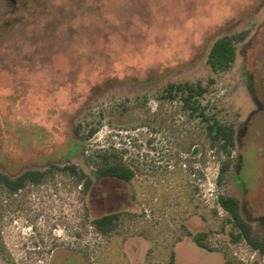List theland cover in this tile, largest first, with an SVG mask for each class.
I'll return each instance as SVG.
<instances>
[{
  "label": "rangeland",
  "instance_id": "obj_1",
  "mask_svg": "<svg viewBox=\"0 0 264 264\" xmlns=\"http://www.w3.org/2000/svg\"><path fill=\"white\" fill-rule=\"evenodd\" d=\"M240 32L212 74V43ZM210 79L200 105L235 131L220 183L203 120L160 98ZM114 161L129 182L97 175ZM35 170L15 193L0 183V264H264L217 203L240 199L264 238V0H0V172ZM118 212L108 234L92 225Z\"/></svg>",
  "mask_w": 264,
  "mask_h": 264
},
{
  "label": "trees",
  "instance_id": "obj_2",
  "mask_svg": "<svg viewBox=\"0 0 264 264\" xmlns=\"http://www.w3.org/2000/svg\"><path fill=\"white\" fill-rule=\"evenodd\" d=\"M246 32H240L234 35H223L218 37L211 45L207 57L206 64L212 74L216 75L220 72L227 71L234 63L236 58V44L244 41ZM213 83L210 79L205 85L197 83H172L162 91L160 98L169 101H178L183 110L191 112L194 116L200 117L206 125V133L210 141V145L218 153H224L227 157L221 166L218 175V183H220L230 167L229 158L235 148V131L232 126L226 125L216 119L214 116L205 114V107L200 105V98L207 92L209 86ZM93 131L90 133L92 135ZM80 144L75 147L77 149ZM73 174H76L74 167L66 166ZM97 175L100 177H114L125 182H129L134 174L126 165L119 162H106L97 169ZM45 176V172L38 170L25 171L15 178L2 174L0 172V183L3 184L11 193H15L23 188L27 183L38 184ZM92 185V181L85 179V190ZM218 205L228 213L229 223L232 230L229 235L233 242L244 240L246 244L259 253H264V238L259 239L252 233L250 223L242 219L239 213L238 200L232 196L219 195L217 197ZM120 213H112L93 219L92 225L101 234H108L116 222L120 219ZM205 234H199L194 237L195 244L201 248L209 250L203 242ZM169 264H176L174 255L171 256Z\"/></svg>",
  "mask_w": 264,
  "mask_h": 264
},
{
  "label": "flooded vegetation",
  "instance_id": "obj_3",
  "mask_svg": "<svg viewBox=\"0 0 264 264\" xmlns=\"http://www.w3.org/2000/svg\"><path fill=\"white\" fill-rule=\"evenodd\" d=\"M189 115H192L194 117V114H192L191 112H189ZM240 159H242V165L244 167V156L240 157ZM243 169V168H242ZM242 169L239 173V176H240V182L242 183V187H243V192L247 191L248 190V187L246 184L243 183V180H242V177H241V172H242ZM19 191V190H18ZM244 194V193H243ZM238 200V199H237ZM238 204H239V213H240V216L242 217L241 215V211H242V206H243V203L242 201L239 199L238 200ZM242 219H244L245 221H247L245 218L242 217ZM248 222V221H247ZM249 223V222H248ZM244 241V240H243ZM245 242V241H244ZM246 243V242H245Z\"/></svg>",
  "mask_w": 264,
  "mask_h": 264
}]
</instances>
